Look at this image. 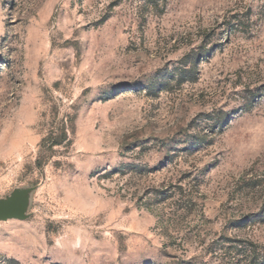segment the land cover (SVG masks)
Segmentation results:
<instances>
[{"label":"rangeland","instance_id":"1","mask_svg":"<svg viewBox=\"0 0 264 264\" xmlns=\"http://www.w3.org/2000/svg\"><path fill=\"white\" fill-rule=\"evenodd\" d=\"M145 1L0 0V264L263 261L264 0Z\"/></svg>","mask_w":264,"mask_h":264},{"label":"trees","instance_id":"2","mask_svg":"<svg viewBox=\"0 0 264 264\" xmlns=\"http://www.w3.org/2000/svg\"><path fill=\"white\" fill-rule=\"evenodd\" d=\"M144 3H162V0H146ZM165 3H166V0H165ZM66 133H67V131L64 129L62 131L61 135L51 137L50 138L51 146L60 145L61 142L65 139ZM247 245L250 247L251 246L253 247L252 243H250V242ZM246 254H247V251H246V247H245L244 251L239 253L238 256H241L243 258L244 256H246ZM249 255H250L249 256V263L250 264L252 263V261H254V263H255L257 260H259V258L255 256L254 251H250ZM173 264H197V262H194L193 260L184 261V260L178 259ZM257 264H264V255H263V261H260V263H257Z\"/></svg>","mask_w":264,"mask_h":264},{"label":"water","instance_id":"3","mask_svg":"<svg viewBox=\"0 0 264 264\" xmlns=\"http://www.w3.org/2000/svg\"><path fill=\"white\" fill-rule=\"evenodd\" d=\"M12 207H13L12 203L6 206L0 205V221H5L14 215V211Z\"/></svg>","mask_w":264,"mask_h":264}]
</instances>
